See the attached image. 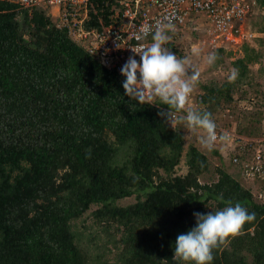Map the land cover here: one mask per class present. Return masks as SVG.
Returning a JSON list of instances; mask_svg holds the SVG:
<instances>
[{
    "label": "trees",
    "instance_id": "16d2710c",
    "mask_svg": "<svg viewBox=\"0 0 264 264\" xmlns=\"http://www.w3.org/2000/svg\"><path fill=\"white\" fill-rule=\"evenodd\" d=\"M242 50L235 80L200 85L198 110L211 118L249 83L260 53ZM124 79L43 8L0 1V264H184L174 242L195 226L193 213L237 203L254 219L218 244L212 264H264V204L221 166L200 182L210 161L195 143L185 147L183 115L138 104ZM236 131L264 136L245 121ZM183 158L186 172L176 174Z\"/></svg>",
    "mask_w": 264,
    "mask_h": 264
},
{
    "label": "built area",
    "instance_id": "2783aa9c",
    "mask_svg": "<svg viewBox=\"0 0 264 264\" xmlns=\"http://www.w3.org/2000/svg\"><path fill=\"white\" fill-rule=\"evenodd\" d=\"M14 3L19 9L32 10L43 8L58 28H64L74 41L83 45L99 62L120 73L122 65L129 56L141 45L148 46L152 42L149 35L143 41H137L135 34L145 24H151L155 31L157 21L169 19L174 30L168 35L178 34L189 24L204 25L212 37L213 45L229 42L239 45L254 36L253 31L246 27L248 17L259 11L264 5L263 0H0ZM108 8L104 21L98 15ZM97 16V18H96ZM96 20L97 26L88 27V22ZM192 92L185 110L194 108ZM229 110L226 108L225 112ZM224 113L213 118L217 128L218 139L215 144L231 145L238 137L234 126H225L222 122ZM177 115H184L182 112ZM176 115V116H177ZM175 116V115H174ZM175 116V117H176ZM227 136V140L219 139ZM242 138V137H241ZM243 147V146H242ZM233 164H238L240 177L251 183V192L255 200L264 204V158L262 151L257 149L250 160L240 159L233 153ZM255 186V187H254ZM257 186V187H256Z\"/></svg>",
    "mask_w": 264,
    "mask_h": 264
},
{
    "label": "clouds",
    "instance_id": "9594fccd",
    "mask_svg": "<svg viewBox=\"0 0 264 264\" xmlns=\"http://www.w3.org/2000/svg\"><path fill=\"white\" fill-rule=\"evenodd\" d=\"M262 2V5H264V0ZM173 30L174 24L167 18L157 21L155 31H153L152 25L148 23L143 24L139 28L135 34V39L137 41H143L151 35L152 42L148 46L141 45L136 49H132L133 53L139 55V61L135 56H129L127 61L122 65L120 73L125 77L122 81L125 95L135 100L138 104L167 105L168 109L171 108L177 112L184 110L186 114L180 117V121L186 123L185 126L183 125V131L187 127L193 132L199 131L200 134H197L195 144L198 141L200 146L202 145L209 151L212 149L217 150L219 156L223 159V156H225L224 152L227 150L224 148L230 145L225 144L227 146L225 147L222 143L215 144L218 135L216 131L217 125L213 118L217 119L219 116L221 117V114L225 112L226 108L230 110V104L221 101L218 110L213 114L212 118L211 114L206 111H199L192 108L185 110V106L188 104L192 92L195 96L194 105H197L198 108L197 102L203 91L201 90L202 92L200 91L197 94L193 89L198 73L190 79L187 78L188 70L186 68V62L183 59L177 58L172 50L165 47V45L168 46L167 42L174 37V35H168L169 31ZM245 43L247 44L248 42L245 41L239 45L225 42L220 46L213 45L211 42V45L215 50L219 47H222L224 50H226V47H231L230 49L235 50L241 49ZM193 51L196 52L198 50L194 49ZM216 59V54L212 53L207 57V62L212 64ZM105 68L109 69L107 67ZM236 76L237 72L233 70L229 76V80H235ZM226 116L224 114V118ZM167 118H170L169 111ZM237 134L242 138L238 137L234 142L236 143L238 141L240 143L235 148H228L227 154L229 161L227 158L226 160L232 167L230 171H227L241 182L243 179H241L239 174L240 168L238 164L232 163L231 158L233 153H235L239 157V160L248 159L246 152L252 151L254 138L256 137L251 138L245 134ZM219 139L227 140V136H220ZM241 141H244V143L242 144ZM222 150L223 152H221ZM248 185V188L251 189L250 182ZM193 215L195 217V226L177 235L174 242V256L178 260L183 261L184 264H212L214 259L213 250L218 244L223 242L228 236L237 234L246 222L254 219V215L249 213L239 203L234 206L224 207L222 210L216 212H196Z\"/></svg>",
    "mask_w": 264,
    "mask_h": 264
},
{
    "label": "rangeland",
    "instance_id": "374dc122",
    "mask_svg": "<svg viewBox=\"0 0 264 264\" xmlns=\"http://www.w3.org/2000/svg\"><path fill=\"white\" fill-rule=\"evenodd\" d=\"M245 24H247L246 27L253 31L255 36L246 41L248 42V48L257 50L260 53V56L258 58V62L254 61L249 64V83L243 84L235 91L233 94L234 99L237 100L239 98V102L237 101V103L235 102L234 104L232 102L233 105L231 104L230 110L225 112L227 116L221 123H223L225 126L232 125L236 127L239 122L243 123L245 121V123L250 124L252 128H259L260 133L264 131V7H262L255 14L249 16ZM211 40L212 37L208 34L206 27L201 25L200 20H198L196 24H189L185 26L182 31H180L178 34H175L173 39H170L167 42L168 46L165 45L166 48L172 50L176 54L177 58L183 59L186 62V68L188 70L187 78L190 79L193 75L198 73L193 88L197 94H199L201 91V84L215 83L220 85L224 81L229 80V76L233 70H235L231 62L235 58L241 56L243 52L242 48L235 49L234 47L235 50H233L230 49L231 47H226V52L224 51L220 54V57L222 56L223 61L221 63H217L215 60L214 63L209 64L207 62V57L209 54L215 53V48L212 47ZM194 49H197L198 51L194 52ZM227 52H232V54L229 56ZM193 109L198 110L197 105L194 106ZM246 111L250 117L257 120V122L251 123L247 120H244L242 117L244 115H248L244 114ZM258 111L261 112V114L257 113ZM184 132L186 141L185 147H187V145L190 143L194 144L197 134H200L199 131L193 132L188 127L184 129ZM257 137L254 138L252 151L246 152L248 159L253 156V153L256 149H260L262 151V156L264 158V136L260 135ZM238 143L240 142H232L229 147L224 149L229 150L228 148H235ZM241 143L243 144L244 141H241ZM196 144V146H198V148L208 156L210 161L209 171L200 178L201 182H209L216 178L214 172L215 166H221L222 168L230 171L232 167L228 163L229 156L227 154V150L224 152L225 156H223V159H220L217 158V156H215L212 151L207 150L202 145L200 146L198 141H196ZM221 152H223V150ZM185 171L186 166L183 158L180 164L176 167V174H183ZM241 183L244 185V187H248L250 185H248L249 181L245 182L241 180ZM134 200V197L125 198L120 200L119 204L126 205L133 202ZM92 209H94V207H92L90 210ZM81 222L83 223V221L78 220L76 224L82 225ZM87 222L91 223V219L87 218Z\"/></svg>",
    "mask_w": 264,
    "mask_h": 264
}]
</instances>
